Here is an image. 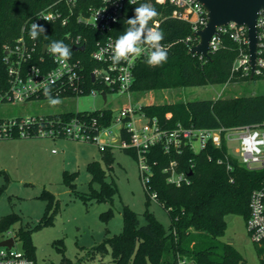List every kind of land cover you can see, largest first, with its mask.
<instances>
[{"label": "trees", "instance_id": "1", "mask_svg": "<svg viewBox=\"0 0 264 264\" xmlns=\"http://www.w3.org/2000/svg\"><path fill=\"white\" fill-rule=\"evenodd\" d=\"M54 1L56 0H0V81L7 79L5 45L14 44L25 23ZM95 2V5L100 4L99 0ZM146 2L126 4L123 15L108 34L115 38L122 35L127 27L125 21L134 15V8ZM152 5L158 15L149 22V26L154 27L156 21L160 22L157 28L164 33L161 45L167 49V60L159 66H149L146 63L147 57L140 59L134 69L133 92L142 95L188 86L264 79V69L255 73L253 78L251 71L245 74L242 69L234 70L239 49L229 35L223 36L222 46L211 53V59L189 53V49L197 43V39L187 41V37L192 34L191 23L175 16L177 7L173 4L156 1ZM44 28L46 31L40 34L42 41L49 44L63 41L69 47L71 56L80 61L81 71L88 84V93L93 88L109 92L106 85L93 81L91 75L98 66L91 53L96 43L104 39L106 34L91 26H79L72 30L73 35H83L82 41L86 44V50L81 52L73 50V45L66 36L69 31L67 27L46 23ZM139 112L156 118L162 127L168 129L178 124L234 129L264 121V94L149 103L142 105ZM114 115L115 111L107 107L95 110L69 109L48 114L52 119L60 118L66 122L73 117H86L88 121H97L101 126L110 125ZM17 118L20 120L21 116ZM4 120L0 118V125ZM37 128V125L32 126L28 130V137L38 136ZM121 131L123 137L129 139L128 130L122 128ZM1 137L23 136L16 129L10 136L0 133ZM121 148L137 158L134 149ZM102 152L107 163L113 162V146H108ZM147 156L153 171L149 190H146L147 203L152 199L151 193L156 192L157 201L170 215L171 225L165 227L148 209L142 214V220L137 211L126 205L123 210L122 232L107 237L96 249L101 252L110 249L113 264H178L179 259H187L191 264H248L232 244L222 243L220 237L227 229V215L239 214L249 218L250 196L264 182V167L245 166L239 158L228 152L225 141L219 147L210 143L200 151H194L187 146L180 153H168L161 145H154ZM172 160L177 161L176 170L185 172L189 183L177 186L167 181L168 172L165 168ZM87 169L91 172L92 180L102 184L101 189H95L92 196L98 199L112 198L117 188L107 181L108 173L101 162L91 160ZM74 177L75 172L65 171L64 181L71 187L75 186ZM46 198L48 204L38 226L51 222L59 209V202L54 194L47 193ZM21 219L16 213L0 217V234L12 231L15 238L23 240L27 254L35 259L31 230L24 227L13 229L14 224ZM261 264H264L263 256Z\"/></svg>", "mask_w": 264, "mask_h": 264}, {"label": "built area", "instance_id": "2", "mask_svg": "<svg viewBox=\"0 0 264 264\" xmlns=\"http://www.w3.org/2000/svg\"><path fill=\"white\" fill-rule=\"evenodd\" d=\"M95 1L56 0L25 23L16 42L5 45L4 62L7 67V79L0 81V103H22L48 99L44 95L45 85L50 87L53 98H74L88 94V84L81 71L80 61L71 56L65 63H58L48 51L50 44L41 40V33L36 39L30 37L29 32L33 23L43 26L46 23H54L67 27L69 31L66 36L72 45H85V50L83 35H73L72 30L79 26L84 28L91 26L106 34L104 39L96 43L91 53L92 58L98 63L91 73L93 81L106 85L109 92L122 94L133 92L135 66L140 59L147 57L149 49L144 46L145 52L141 56L131 57L128 61H121L114 65L109 59L111 52L101 53V50L108 48L109 44H114L117 39L108 33L123 15L125 5L129 3L128 0H99L100 4L95 5ZM142 1L151 4L156 1L173 4L177 7L175 16L191 23L192 34L187 37V41L197 39L198 43L199 38L195 32L207 24V10L198 0H136V3ZM159 24L160 22L156 21L154 27L157 28ZM257 29L259 42L256 73H260L264 69V10L258 16ZM224 35H229L238 45L239 56L234 64V70L242 69L245 74H248L251 71L248 27L233 21L227 25L218 26L217 32L209 42L210 53L222 46ZM101 54L103 59L99 58ZM121 77L129 82L125 84V80ZM103 91L93 88L90 92L102 96ZM109 92L106 91L105 102L108 100ZM141 107L132 105L123 107L118 114L114 115L113 121L108 126L98 125L94 120L88 121L86 117H73L67 122L60 118L52 119L48 114L21 116L20 120L15 117L3 121L0 125V133L10 136L18 129L21 136H28L30 135L28 130L37 125L36 134L38 136L70 137L99 142L101 150L114 146L112 141L118 140L122 147L131 148L137 152L141 178L146 190H149V182L153 174L147 155L154 145H161L168 153L174 151L180 153L187 146L194 151H200L210 143L219 147L225 141L228 152L233 155L229 142L239 140L236 150L239 153L240 162L249 168L264 167V121L234 129L182 124L168 129L162 127L156 118H150L139 112ZM115 123L121 124L118 132L109 129ZM122 128L128 130L129 139L123 137ZM103 133L109 137L102 136ZM176 165L177 161L172 160L165 168L168 172L167 181L177 186L189 183L188 176L185 172H178ZM151 198L157 200V193H151ZM247 227L253 241L264 247V182L251 193ZM9 237L14 238V244L12 246L0 245V264H37V261L30 257L26 250H19L15 246L12 231L0 234V241ZM178 264H191V262L187 259H179Z\"/></svg>", "mask_w": 264, "mask_h": 264}, {"label": "rangeland", "instance_id": "3", "mask_svg": "<svg viewBox=\"0 0 264 264\" xmlns=\"http://www.w3.org/2000/svg\"><path fill=\"white\" fill-rule=\"evenodd\" d=\"M251 94H264V79L188 86L142 95L109 92L107 102L99 94L89 92L79 97L59 98L61 103L55 106L48 99L0 103V118L105 107L118 114L123 107L131 105L140 107L149 103ZM120 125L115 123L109 129L118 132ZM102 136L109 137L105 133ZM112 142L114 160L109 164L99 142L51 136L0 138V217L10 213L21 216V221L14 224L13 229L24 227L31 230L37 264H113L111 250L101 252L96 246L107 237L122 232L126 205L137 211L142 220V214L148 209L165 227L171 225L169 213L157 200L151 199L147 203L138 159L124 151L118 140ZM238 146L239 140L229 142L232 154L240 158L236 150ZM95 159L108 173L107 181L117 188L112 198L92 196L102 185L92 180L87 169L88 162ZM65 171L75 172L74 187L64 181ZM47 193L54 194L59 209L51 222L38 226L48 204ZM226 219L227 229L220 241L232 244L248 264H261L264 247L251 238L247 219L239 214H229ZM15 246L26 250L20 238H15Z\"/></svg>", "mask_w": 264, "mask_h": 264}, {"label": "clouds", "instance_id": "4", "mask_svg": "<svg viewBox=\"0 0 264 264\" xmlns=\"http://www.w3.org/2000/svg\"><path fill=\"white\" fill-rule=\"evenodd\" d=\"M129 4H135L136 0H128ZM158 15L157 10L151 3H142L139 7L134 8V15L128 18L125 23L127 25L123 34L120 35L114 42L109 44L108 48L102 49L101 53L111 52L109 59L114 65L119 64L121 61H128L131 57H139L147 52L146 63L149 66H159L167 60V49L161 45L164 39V33L156 27H150L149 22L153 21ZM46 29L43 25L33 23L29 35L32 39H36L40 33H44ZM48 51L56 58L58 63H65L71 57V51L63 41H53ZM100 59H103L101 54ZM38 72V70H35ZM125 80L124 77H121ZM129 81L125 80V84ZM44 95L48 98L51 105L55 106L61 103V100L51 96L50 87L44 86Z\"/></svg>", "mask_w": 264, "mask_h": 264}, {"label": "water", "instance_id": "5", "mask_svg": "<svg viewBox=\"0 0 264 264\" xmlns=\"http://www.w3.org/2000/svg\"><path fill=\"white\" fill-rule=\"evenodd\" d=\"M207 10V24L195 32L199 41L189 49V53L199 54L207 59H211L209 52V42L211 37L217 32L218 26L236 22L248 27L249 51L251 78L257 70L258 58V29L257 19L264 10V0H198ZM75 51H85V45L73 46ZM94 80V78H93ZM106 101V91L102 92ZM14 238L9 237L0 241V245L12 246Z\"/></svg>", "mask_w": 264, "mask_h": 264}, {"label": "crops", "instance_id": "6", "mask_svg": "<svg viewBox=\"0 0 264 264\" xmlns=\"http://www.w3.org/2000/svg\"><path fill=\"white\" fill-rule=\"evenodd\" d=\"M23 116V115H22Z\"/></svg>", "mask_w": 264, "mask_h": 264}]
</instances>
